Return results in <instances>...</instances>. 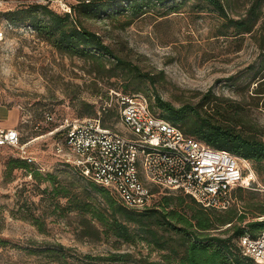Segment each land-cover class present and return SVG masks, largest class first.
<instances>
[{"label":"rangeland","instance_id":"rangeland-1","mask_svg":"<svg viewBox=\"0 0 264 264\" xmlns=\"http://www.w3.org/2000/svg\"><path fill=\"white\" fill-rule=\"evenodd\" d=\"M172 1L150 4L140 15L122 10L109 16L80 18L148 73L133 81L130 89L146 96L155 112L161 113L154 103L155 93L175 106L194 105L208 95L202 102L204 109L212 110L215 101L225 105L240 102L246 117L264 129V93L254 92L256 83L264 78V47H260L264 45V2L261 25L252 33L234 35L231 29L219 34L225 29L223 18L204 0ZM233 1L227 7L230 14L243 13L248 6V0ZM77 2L0 0V97L19 107L21 117L16 129L20 141L28 144L26 153L33 157L32 165L44 173L59 166L50 128L66 118L80 117L79 100L99 105L105 100L106 90L121 89L122 84L115 78L95 80L87 72L89 61L59 53L31 26L12 23L5 13L29 3H48L65 11ZM114 99L110 100L112 107ZM47 114L53 119H47ZM115 124L122 128L121 123ZM0 148V264H137L111 263L101 255L119 250L131 251L138 258L148 252L141 240L129 244L103 234L98 239L80 237V215L75 211L63 217L51 213V204L39 200L29 174L23 169L7 170L8 159L23 154L15 147ZM256 176L263 187L244 188L235 204L238 211L247 213L246 220L260 213L258 206L264 204V168ZM33 213L42 221L43 232L30 221ZM57 243L64 246L61 261L44 250ZM150 257L156 258L157 252L152 251Z\"/></svg>","mask_w":264,"mask_h":264},{"label":"trees","instance_id":"trees-1","mask_svg":"<svg viewBox=\"0 0 264 264\" xmlns=\"http://www.w3.org/2000/svg\"><path fill=\"white\" fill-rule=\"evenodd\" d=\"M166 1L78 0L65 11L55 9L48 3H29L9 9L5 14L12 23L31 26L39 37L49 42L59 53L89 61L91 65L87 72L95 80L115 78L121 81V89L106 90L105 100L99 105L85 100L78 102L81 106L78 112L80 117L96 116L100 111L101 124L114 127L119 120L117 102L113 107L110 104L115 92L139 93L131 91L130 85L133 81L148 76V73L141 71L138 65L105 42L100 33L86 26L80 15L95 18L122 10L140 15L150 4ZM204 1L223 18L222 26L225 29H220L219 34H227L228 29L234 35L252 33L262 23L264 0H248L244 12L235 14H230L227 9L231 7L233 0ZM172 2L177 3L176 0ZM262 46L264 47H260ZM262 77L256 83L255 93H264L261 88L264 84ZM207 96L205 95L203 101ZM145 98L154 114L179 125L185 133L205 144L229 150L248 159L258 175L263 170L264 129L246 117L242 103L225 105L215 101L209 111L203 108V101L194 105L186 103L175 106L155 93L154 103L161 109V113H157L152 109L149 99L146 96ZM64 133V129H58L51 135L57 141L64 138ZM58 165L54 171L44 173L38 166L18 155L8 159L7 170L11 172L14 169H23L29 174L33 179V187L39 194V200H48L52 206L51 213L57 217H63L69 211L79 214L80 237L98 239L103 234L129 244H136L141 240L148 247V252L138 258L131 251L112 250L101 255L102 260L137 264L258 263L243 252L239 243L244 233L255 236L264 229V204L258 206L260 213L248 220L245 211L236 209L240 192L247 187L233 188L235 202L226 209L205 207L180 189L164 190L161 195L158 192L150 204L137 208L123 203L109 188L84 174L80 167L60 157ZM249 187L258 189L263 186L251 182ZM258 216L263 217L255 218ZM30 221L43 232V224L38 215L33 213ZM62 247L64 246L61 243H57L53 247H45L44 250L55 260L61 261L64 257ZM152 251L157 252L156 258L150 257Z\"/></svg>","mask_w":264,"mask_h":264},{"label":"built area","instance_id":"built-area-1","mask_svg":"<svg viewBox=\"0 0 264 264\" xmlns=\"http://www.w3.org/2000/svg\"><path fill=\"white\" fill-rule=\"evenodd\" d=\"M2 34L0 29V39ZM115 100L122 128L102 125L98 111L96 116L66 118L50 133L64 129V138L54 143L55 153L128 206L140 208L158 192L180 189L205 207L226 209L235 202L234 187L260 185L248 159L205 144L154 114L142 93L115 92ZM3 145L33 160L15 127H0ZM239 243L245 254L264 264V229L255 236L244 233Z\"/></svg>","mask_w":264,"mask_h":264},{"label":"crops","instance_id":"crops-1","mask_svg":"<svg viewBox=\"0 0 264 264\" xmlns=\"http://www.w3.org/2000/svg\"><path fill=\"white\" fill-rule=\"evenodd\" d=\"M20 109L14 104L3 101L0 97V127H17L20 120ZM7 146V145H4ZM2 147V146H1ZM1 151V148H0Z\"/></svg>","mask_w":264,"mask_h":264}]
</instances>
